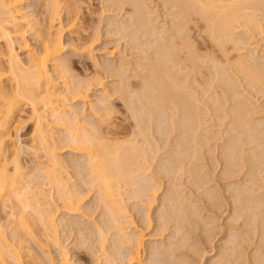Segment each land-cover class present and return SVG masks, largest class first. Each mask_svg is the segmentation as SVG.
I'll return each instance as SVG.
<instances>
[{
    "label": "rangeland",
    "instance_id": "rangeland-1",
    "mask_svg": "<svg viewBox=\"0 0 264 264\" xmlns=\"http://www.w3.org/2000/svg\"><path fill=\"white\" fill-rule=\"evenodd\" d=\"M121 1H56L63 49L57 58L61 70H57L53 78L60 95L59 104L66 106L63 114L72 118L75 113L88 125L100 127L102 131L108 129L107 133L104 129L99 134L107 145L115 140L118 143L131 141L132 145L137 143V148H144V154L140 149L131 154L123 153L127 158H133L128 159L131 167L129 177H126L132 182L125 180L121 186L125 209L122 216L124 236L118 237L111 229L105 205L91 183L89 158L74 149L63 128L49 120L47 135L54 138V141H48L49 147H54L53 151L49 148V153L55 149L59 161L57 170L64 178L68 192L81 198L79 209L74 212L62 207L56 188L43 176L50 154L38 147L37 139L32 138L33 122L29 119L27 107L22 106L16 115L19 127L16 133L12 132L24 150L18 163L25 180L42 190L45 207L53 213L58 210L53 224L69 264H264L261 259L264 257L263 15L248 11L247 14L244 12L247 15H243L244 18L234 19L230 13L218 11L222 25L217 35L222 41H217L212 40L207 30L209 27L200 21L198 14L190 15L188 20L181 16L184 13L178 4H170L168 0H126L128 4ZM131 1L135 2L134 5ZM210 2L216 8L230 4L220 3V0ZM69 5L76 12L73 27L66 14ZM23 7L35 22V32L42 36L50 0H24ZM177 28L182 31L178 35L175 33ZM226 33L233 35V40L226 41ZM155 37H166V41L171 39L176 44L162 42L163 38L157 41ZM185 39L190 46L179 53L181 45H177ZM26 40L31 49L38 50L36 36L27 34ZM165 43L172 49L170 52H174L168 65L171 71L167 72L171 74V80L166 78L165 81H169V85H178H175L177 88L171 85L170 89L176 92L170 90V95L183 96L187 107L197 110V139L191 131L188 132L187 126L180 123L186 115L181 106V112L166 111L164 118L161 117L164 120L157 119V116L150 122L146 119L148 106L142 96L141 82L147 76L145 63L148 62L147 65L156 58L155 45ZM170 44L175 45L176 51ZM16 49L25 63L26 52L17 46ZM252 70L260 72L257 75L261 74L263 84L256 83L246 73ZM172 74L177 76L172 77ZM98 103L102 105L98 106ZM239 103L245 105L244 110ZM142 115L149 123L145 120L142 123ZM246 123L254 132L251 136L253 143L240 127ZM159 127L162 131L157 129ZM182 132H185V139ZM182 137L184 140L179 139ZM178 140L185 142L180 145ZM232 142L235 146L231 148ZM131 143L124 144V148ZM176 148L179 151H175ZM173 152L186 153V156L180 154L178 161V154L174 159ZM247 199H250L249 203ZM9 210L0 205V236H5L9 245L16 242L12 234L21 232L28 247L38 253L43 264H48L49 257L57 256L58 251L53 246H49V251L41 250L39 243L44 240L39 222L30 217L27 227L31 226L32 230L29 231L27 227H21L23 223L20 224L17 212H13L14 217L10 219L13 213ZM134 236L142 238L138 260L130 241ZM25 254L26 249L21 250L23 263L32 262L25 259ZM8 262L16 264L11 258Z\"/></svg>",
    "mask_w": 264,
    "mask_h": 264
},
{
    "label": "bare ground",
    "instance_id": "bare-ground-1",
    "mask_svg": "<svg viewBox=\"0 0 264 264\" xmlns=\"http://www.w3.org/2000/svg\"><path fill=\"white\" fill-rule=\"evenodd\" d=\"M23 1L24 0H0V43L2 44V48L0 49V205L2 206L3 209L4 208L10 209L9 211H11L12 213L17 212L18 217L20 219L19 222H21L20 224L23 223L22 224L23 226L21 225V227H27L28 225H30L29 220H28L30 217L34 218V220L39 222V225L42 228L41 237H42V240H44L43 242L40 241L39 243L41 250L43 249V250L49 251L48 250L49 246H53L58 251L57 256L49 257L48 264H69L67 253L64 249H62L59 243L56 228L53 224L54 217H55L54 214L57 213L58 210L57 211L55 210V213H53L52 211H50V209H48V207H45L46 204L43 203L45 196L43 195L42 190L38 189V186H35L34 184H31L29 181L25 180L22 169L18 163V157L24 152V150L15 141V139L13 138L12 132L16 133V131L18 130L19 120L16 117V115L20 112V109L22 108V106L27 107L30 111L29 119L33 122L32 138L35 137L38 141V145H39L38 147L41 146L42 149L44 148L45 152L48 153V155L50 154L49 157L48 155H46V157L49 158V162L45 167L43 176L53 188H56L57 194L62 200V207H64L66 211L68 212H74L79 209L81 198L80 196L79 197L73 196L71 193L68 192L66 184L64 183L65 180L63 177H61V175L58 173V170H57V165L59 164V161L56 158L57 157L56 154H54L55 149H54V152L50 151L51 153H49V150H51L49 148H52V147H49L48 141L51 139L54 141V138L52 137L50 138L51 135L49 136L47 135L48 133H47L46 128L47 126L50 125L49 120H51L52 124L63 128L67 132L66 134H68V137L70 139L69 141L71 145L74 147V149L85 153L86 156L89 158L88 163L92 165V169L90 167V170H91L90 176H92L91 183L93 182V184L95 185L94 187H96L95 189H97L96 190L97 194H99L101 201L105 205L106 213L108 217L110 218V223L112 225V226L110 225L111 229H113V231L116 232L115 235L117 236L118 235L124 236V228L122 227L124 223L123 221L124 217L122 216L125 212V209L122 206L123 198H121L122 196L121 186H122V183H125V180L129 179V178L128 179L126 178L129 174L128 169L131 167V163H130L131 161H129L128 159L131 160L132 158L131 156H130L131 158H127L123 153L126 151L129 153L130 152L135 153L137 151L139 152L140 150H142V152L140 153L144 154L145 151L143 152L144 148L142 147H141L142 149H140V147L137 148L136 146L137 143L136 145L134 143L132 145L131 141L118 143V140H115L114 143L107 145L106 142H102V139L99 136V134L101 135L100 131H102V129L100 130V127L88 125L84 120H80L75 113H73L74 116L72 118L68 117L65 113L63 114V112L65 111L64 108L66 106L63 104H59L60 95L56 88L57 83L53 78V74L57 70L58 71L61 70L62 66L57 62V58L61 50L63 49L62 47L63 45L61 43L62 28L60 27L59 18H58V15L56 14L55 3L57 0H50L51 7L48 12V19H47L46 26L43 32L41 33L42 36L38 35V33L35 32V29H34L35 22L25 12V8L23 7ZM168 1H170V4H172L171 2H173L174 4L180 5L182 12L188 16H184V14L181 15L182 12L179 8L180 10L179 12L181 13L180 15L183 16L184 18L187 17V20L190 15L193 16L194 14L195 15L198 14L199 17H201L200 21L203 20L204 24L208 25V26L207 25L205 26L206 28L209 27L207 28V30L209 29L210 37L212 38V40L217 39V41L221 40L217 34H219L218 28L222 25L221 23L222 19L219 20L220 19L219 15L221 13L219 14L218 11L222 10L223 12L225 11V13L228 12L227 14L230 13L229 15L235 16L234 19L236 17L242 18L243 15L245 16L247 14L246 12L248 11L249 12L253 11V14H255L256 12H259L261 15H263L262 17H264V0H220V3L222 2L224 4L225 3L231 4V5L225 4V6L220 7V8H216L214 4L210 2L211 0L209 2H206L208 0H168ZM126 4H128V2ZM244 12L246 14H244ZM66 14L68 16V22H70L71 27H73L75 16H76L75 9L69 5L67 7ZM251 14H249L248 16H250ZM226 15L224 17H226ZM181 20L183 21V19ZM142 26L143 24L141 25V28ZM179 26L178 28L180 29ZM182 27L183 26H181V30L183 31ZM230 27H227V28H230ZM178 28L177 30L175 29V33H177L176 35L182 32ZM223 28H224V23H223ZM141 30H145V29H141ZM146 32L147 31H145L144 33ZM30 33L36 36V39L39 43V48L37 51L31 49L26 40L27 34H30ZM130 33L133 34L132 31ZM227 33L225 35V36L228 35L227 37H225L226 41L233 40L232 38L233 35H230ZM134 34L135 35L133 36L136 38V33L134 32ZM130 36L132 37V35ZM134 37L132 38L134 39ZM132 38H131V41L134 42ZM162 38L160 39L162 40ZM165 38H163L164 41L162 42H167L168 44L172 42L171 41L172 37L171 39H168L170 40V42H168V40L166 41ZM156 39L157 41L160 40L158 38ZM172 40H174V38ZM167 43H165L166 45H161V44L155 45L156 46L155 49L153 46L152 48L155 50L154 51L155 54L154 53L153 54L156 58L155 59L152 58L153 59L152 62H150L147 65L146 63L148 62L145 63L147 76L145 77L144 80L142 79L141 82H143L142 83L143 84L142 85V90H143L142 96L147 102V106H148V110H146L145 112L146 119H149L148 121L150 122V120L154 118V116H157V119L162 120L164 118L166 111L167 113L171 111H175V110L178 111L180 110V106H181L182 108H184L185 111L183 110L182 111L186 115H184L183 119L180 120L182 122L180 121L179 122L182 123V125L187 126L188 132L191 131L194 139H197L199 137L197 135V133L199 132V129H198L199 123L197 120L198 118L197 110L193 107L189 109L188 107L190 106L187 107V104L184 103L185 101L183 99V96H181L180 94L179 95L183 99V102L179 96H176V93L174 94L172 93L171 95L173 96L170 95L171 93L170 90L173 92H176L173 89H170L172 88L174 84L173 85L171 84L172 85L171 86L167 83L171 80L170 79L171 74L167 72L171 71L168 65L171 64L170 57H172L171 55L172 53L174 54V52H170L172 49L169 48L170 46ZM174 43L175 42H172V44ZM179 45H181V47H179V53L181 52V50L188 49L190 46L187 40L185 42L183 41V43L181 44H178L177 47ZM16 46L18 47V49L24 50V52H26L27 59L25 63L22 62V60L17 55ZM151 46L152 45L150 44L149 47ZM171 47L175 48V45L174 47L173 45ZM173 51H176V48L175 50L173 49ZM241 64L239 63V65ZM252 71L246 72V73H248L250 78L254 79L256 83L263 84V81H262L263 78L262 79L260 78L261 74L257 75L260 72L258 70H257L258 72L257 71L252 72ZM177 75L172 74V77L177 76ZM214 76L217 79L218 73L215 74ZM247 76L248 75H246V77ZM166 78H168L167 80L169 81L166 82L165 81ZM66 84L67 83H65V85ZM168 85L171 87H169ZM67 86H69V84H67ZM67 86L65 88H68ZM77 94L80 95L81 92H78ZM138 97L140 96L137 95V98ZM81 99H83L84 101L86 100L85 97H81ZM103 103L104 102H102V104ZM102 104L98 103L97 105L101 106ZM239 106L241 110L245 107L243 103H239ZM105 110L108 111L107 109ZM188 111L190 114H187ZM183 113L181 114V116L183 115ZM106 115L108 116L107 113ZM162 116L163 118H161ZM142 118H144V116ZM146 119L144 118L142 120V123L145 122ZM247 125H241L240 127L243 128V131L245 132L244 134H247L248 140L250 139L251 142L253 143L254 141L251 139V136L254 134V132L250 128V126L248 125L249 127H247ZM185 126H183L182 129H184ZM157 129L161 130L160 127ZM105 131L107 133L108 129H105ZM108 134L115 135L114 132H109ZM182 134H183L182 136H184L185 132L184 133L182 132ZM185 138L186 137L184 136V139ZM179 139L184 140L183 137ZM179 141L180 140H178V142ZM181 142H179L180 145L183 144V142L185 141H183L182 143ZM128 143H131V145H128V147L126 146V148H124V144H128ZM179 143H177V146ZM231 144H232L230 146L231 148L235 146L233 142ZM180 145L179 147L182 148L183 146H180ZM53 148H52V151H53ZM177 148L175 151H179L177 150ZM173 153H174L173 157L176 156L177 154L179 155V156L178 155L176 156V160H178V158H180L181 155L182 156L184 155L183 157L186 156L185 155L186 153L182 154L184 153V151L182 153L176 152L177 154L175 152ZM182 159L183 158H181V160ZM173 161L175 162V160ZM165 162L167 164H169L168 162L172 163L171 160H169L168 162L167 161ZM129 180L131 181V179ZM248 200L250 201V199H247L246 201ZM6 204H9V207H7ZM15 213H13V215L12 214L10 215V219L11 217L12 218L14 217ZM30 227H27L29 231L30 229L32 230V228ZM19 233L17 231L15 233L17 235L12 234L13 236L12 238L15 237L16 240L14 241L16 242H11L10 243L11 245L7 244L9 242L7 241L5 236H2V237L0 236L1 237L0 238V264H9L8 259L10 258L16 264H27V263L43 264L42 258H40L38 253H36L35 251H32L31 250L32 248H29L30 246L28 247L29 244H28L27 239L24 238L25 236L23 237L22 236L23 234L22 233L19 234ZM233 237L234 236H232V238ZM141 239L142 238L140 236L139 237L134 236V238L130 240L132 241L134 256H135V259L137 260L139 257V253H138L139 247L141 246V243H142ZM230 240L232 239L230 238ZM13 243H15L16 247L12 245ZM101 246H104V245H101ZM23 249H26L25 255H27V257H25V259L27 260L28 258L29 260H32V262L26 261L27 263H23L22 255H20L21 250ZM103 250H104V247H103ZM27 251H29L30 255L28 254ZM28 256H31V257H28ZM259 257L261 258V256ZM263 258L261 259L264 261Z\"/></svg>",
    "mask_w": 264,
    "mask_h": 264
}]
</instances>
